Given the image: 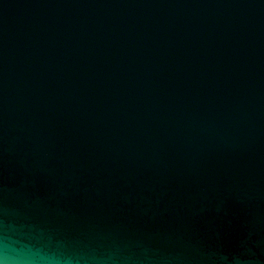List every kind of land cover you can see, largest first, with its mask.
I'll list each match as a JSON object with an SVG mask.
<instances>
[{"label":"water","instance_id":"95a60500","mask_svg":"<svg viewBox=\"0 0 264 264\" xmlns=\"http://www.w3.org/2000/svg\"><path fill=\"white\" fill-rule=\"evenodd\" d=\"M0 264H264V0H0Z\"/></svg>","mask_w":264,"mask_h":264}]
</instances>
